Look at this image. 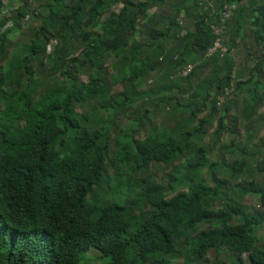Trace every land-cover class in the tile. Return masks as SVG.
I'll use <instances>...</instances> for the list:
<instances>
[{
	"label": "trees",
	"instance_id": "16d2710c",
	"mask_svg": "<svg viewBox=\"0 0 264 264\" xmlns=\"http://www.w3.org/2000/svg\"><path fill=\"white\" fill-rule=\"evenodd\" d=\"M8 2L9 16L0 0V264H81L91 250L104 264H178L177 254L179 264H264V212L240 203L257 194L264 208V186L247 181L249 150L235 139L222 143L240 134L242 117L256 132L254 117L264 107V0H176L164 12L160 4L168 0H78L71 7L65 0ZM225 4L237 6L226 25L230 51L208 56ZM187 17L195 18L193 30L182 22ZM31 23L34 36L23 54L12 40ZM245 26L263 55L249 78L237 79L248 68H239L234 53ZM144 29L147 38L136 40ZM108 59L129 65L128 76L111 74V84L127 83L115 96L98 76ZM190 64L178 106L191 113L169 134L142 136L144 122L136 123L111 155V133L103 125L92 129L77 111L96 100L117 115L133 106V93L142 95L129 89L136 79L161 74L170 81ZM78 66L95 70L87 84ZM178 80L168 90L180 87ZM240 92L248 100L242 114L234 111ZM216 119L215 143L204 146ZM257 148L251 155L264 172V159H257L264 137ZM235 153L241 155L229 161L226 154ZM116 160L129 167L118 173L117 186L108 175ZM158 164L170 168L161 183L149 177L138 183L136 174ZM182 180L192 182L190 191L177 193ZM105 194L112 200L101 203ZM223 248L231 254L226 263L221 255L209 258Z\"/></svg>",
	"mask_w": 264,
	"mask_h": 264
},
{
	"label": "rangeland",
	"instance_id": "374dc122",
	"mask_svg": "<svg viewBox=\"0 0 264 264\" xmlns=\"http://www.w3.org/2000/svg\"><path fill=\"white\" fill-rule=\"evenodd\" d=\"M67 6L71 7L72 5H75L78 0H65ZM138 1V0H137ZM169 2L166 5L161 3L160 7L164 11H173L176 0H168ZM45 2H49V0H45ZM16 6L19 5V2L15 4ZM122 3H119L118 6H113L110 10L107 11L106 15L108 16L111 11L118 12L120 9ZM169 9V10H168ZM41 11L48 15L49 8L47 4L44 5V7L41 8ZM105 17V16H104ZM11 24V22H10ZM184 24L188 26L190 30L194 29L195 24V18L187 17L185 19ZM35 26V23H31L29 27L24 28L13 40L12 42L14 45H17L19 50L25 54L28 47L31 38L34 36V30L33 27ZM98 32H100V27L97 29ZM253 34L251 32L250 27L245 26V30L243 32V37L240 39L237 50L234 52L236 63L239 65V68L243 69L244 67H248L244 69L242 72H240V75L237 77L239 79L240 77L249 78L251 76L250 74V68L254 65V63L257 61L261 55H263L262 52V45L259 46L256 45L255 39L252 37ZM147 38V31L144 29L142 33H137L135 36L136 40L144 41ZM180 45V42H177L173 45V48H178ZM13 49V48H12ZM11 49V50H12ZM82 52V51H81ZM79 56L82 57L81 54L78 53ZM78 55H75L77 57ZM112 63V64H111ZM50 64V63H49ZM123 74L127 75L129 74V65L124 63L122 60H113L108 59L104 61L103 68L100 70L98 76L101 78L102 81H107L108 86L111 88L110 95L115 96L119 93H121L125 88L126 84L125 82L121 81L118 84H111V74ZM207 74V73H206ZM95 75V70H85L84 68L78 66V78L82 83L87 84L89 79ZM177 77V78H176ZM174 79L178 80L180 87L175 88L174 90H168V87L173 85L172 82ZM169 83V84H168ZM187 87V82L183 78V76H180L178 73L175 75V78H170V81L164 80L161 74H156L151 76H144L140 77L133 82V85H130L131 90L137 91L141 93L142 95L139 96L138 94H134L135 99L133 102V106H129L128 108H124L122 112L118 113L117 115L111 113L110 115L107 114L103 107L95 100L88 102L83 107H78L77 111L80 114H85L89 117L88 125L94 129L99 128L103 125L104 130H108L111 133V155L115 154L120 148L118 141L124 140V135L128 134V130H130L132 127L135 126L134 129H138V124H143V129L141 131V135L144 136L145 134H150L153 131H156L157 133H165L169 134L170 129L177 126L178 122L182 119H186L189 114L191 113V110H185L182 111V109H179L178 101H184V98L182 97V90L183 88ZM165 88V89H164ZM228 97L224 98V100H227ZM239 99L240 104L234 108V111L238 114H242L243 110L248 104V100L246 99V95L243 93H239ZM147 111L149 112H146ZM176 109L178 111L176 112ZM148 114V116H147ZM261 114H264V107L261 109V113L259 115H256L254 117L255 122V130L256 132L248 131L249 124L247 121L242 117L241 120V131L240 134H236L234 136H225L222 143L224 144H231V141L235 139L240 148H247L249 152L247 153V159H248V172L250 173V176L247 177L248 182L255 181L258 185L264 186V172H260L257 166L256 160L252 157L254 153L256 152L257 148V142L264 137V122L262 120H259L261 118ZM208 113H204L201 115L202 117H206ZM148 119V120H147ZM218 119L215 120V126L212 127L209 131V134L206 138V140L203 142L204 146H213L215 143V136L214 131L217 127ZM163 133V134H164ZM222 143L218 144V148H215L212 152L211 158H213V161L220 162L221 157L220 151L222 147ZM214 149V148H213ZM253 153V155H251ZM236 156L231 157L230 155L226 154V157L229 158V161H232L233 158L239 157L241 154H234ZM112 158H109V162L112 161ZM258 160L264 159V150L261 153L260 158H257ZM182 161H176V164L178 166L182 165ZM129 167L127 165H121L119 161H115L114 163H111L110 166H108V175L111 177V184L117 186L119 184L117 178L118 173H123L128 171ZM169 166H164L162 164L153 165L149 172L146 174L138 173L135 175L136 179H138V183L141 182L143 178H151L154 183H161V180L163 177L165 178L167 175L170 174L169 172ZM207 177H209L210 183L213 184L210 176V171H207L206 173ZM192 182L187 181L184 182L182 180L181 184L179 185V188L177 189V193L182 191H190V185ZM107 187V186H106ZM138 188V185L135 186ZM107 189V188H106ZM234 198L238 199L240 196V192L238 190H234ZM106 194L102 197L101 203H104L107 200H112L110 196H106ZM250 212H253L254 210L258 212H264V208L261 206L260 203V197L257 194H249L244 197L243 200L240 201ZM222 205L219 206L220 207ZM151 210V207H148V211ZM262 243L259 244V247H264V227L260 229L259 231ZM221 255V256H220ZM217 256H220V259L223 263H226L231 254L228 252L226 248H223L222 252H216L211 251L209 258L213 260ZM247 257V255H246ZM174 260L176 263H181L183 261L182 256L177 254L174 257ZM107 261V259H101L100 253L97 250H91L89 254L86 255V258L81 264H104Z\"/></svg>",
	"mask_w": 264,
	"mask_h": 264
},
{
	"label": "built area",
	"instance_id": "2783aa9c",
	"mask_svg": "<svg viewBox=\"0 0 264 264\" xmlns=\"http://www.w3.org/2000/svg\"><path fill=\"white\" fill-rule=\"evenodd\" d=\"M5 4V13L9 16V2L8 0H1ZM237 6L235 4H225L223 7V17H222V24L216 25L214 27L215 33L217 38L213 46H211L207 52L208 56H214L220 54L224 57L229 52V47L225 43V33H226V23L230 20L231 16L234 14L235 9ZM183 22V20H182ZM11 26L13 23L11 22ZM186 31H184L185 33ZM194 64H190L189 66L185 67L181 71H179V75L187 76L194 68Z\"/></svg>",
	"mask_w": 264,
	"mask_h": 264
},
{
	"label": "clouds",
	"instance_id": "9594fccd",
	"mask_svg": "<svg viewBox=\"0 0 264 264\" xmlns=\"http://www.w3.org/2000/svg\"><path fill=\"white\" fill-rule=\"evenodd\" d=\"M183 23H184V20H183ZM227 25V23H226ZM225 40H226V33H225ZM226 43V42H225ZM227 45V44H226ZM228 46V45H227ZM229 47V46H228ZM229 51H230V48H229ZM179 73V72H178ZM181 76V75H180Z\"/></svg>",
	"mask_w": 264,
	"mask_h": 264
}]
</instances>
